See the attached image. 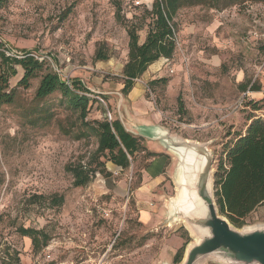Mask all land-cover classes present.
Returning a JSON list of instances; mask_svg holds the SVG:
<instances>
[{
  "label": "rangeland",
  "instance_id": "374dc122",
  "mask_svg": "<svg viewBox=\"0 0 264 264\" xmlns=\"http://www.w3.org/2000/svg\"><path fill=\"white\" fill-rule=\"evenodd\" d=\"M153 1L6 0L0 9V50L18 57L26 51L43 58L62 79L80 80L97 100L86 121L104 117L98 105L112 121L114 104L124 97L119 89L127 32L134 28L138 39L146 35ZM173 26L172 58L159 60L149 77L134 83L142 81L147 102L173 138L206 145L213 175L248 119H264V2L223 11L182 9ZM98 49L108 60L94 59ZM16 70L9 81L13 103L0 106V264H174L181 248L184 258L196 239L182 221H162L158 227L140 222V201L155 198L140 189L151 159L139 153L127 170L97 159L96 139L85 133L78 114L59 94L36 100L39 79L18 87L23 71ZM159 79L166 83L149 86ZM253 84L258 91H249ZM78 166L94 172L85 186L73 183L71 171ZM156 189L154 195L168 197L162 185ZM243 223L236 228L240 232L264 228V206ZM21 228L40 231L46 246L33 249ZM197 264L225 263L204 257Z\"/></svg>",
  "mask_w": 264,
  "mask_h": 264
},
{
  "label": "trees",
  "instance_id": "16d2710c",
  "mask_svg": "<svg viewBox=\"0 0 264 264\" xmlns=\"http://www.w3.org/2000/svg\"><path fill=\"white\" fill-rule=\"evenodd\" d=\"M5 1L0 0V9ZM245 2L263 3L264 0H154L149 12L151 22L147 25L145 41L142 44L138 43L134 28L127 32L129 38L127 62L121 74L123 96L130 92L134 81L143 77L151 65L159 60L172 58L176 46L173 19L178 11L197 7L223 11ZM7 51L10 50L7 48L0 50V106L13 103L14 90L9 89V81L16 76V67H20L23 76L18 82V87L27 88L32 80L39 79L35 91L36 100H44L53 94H59L62 103L78 114V120L86 129L85 133L96 139L97 159L103 157L116 167L127 170L139 153H144L147 160L158 156L147 151L144 139L128 133L119 120L109 121L106 117L107 112L105 114L99 105L98 109L105 118L86 121L97 100L94 92L86 88L80 80L70 78L68 85L57 72L48 69L45 60L39 61L26 51H21L22 55L19 57L16 54L9 56L6 54ZM94 59L99 62L106 61L108 56L98 49ZM156 82L165 84L166 79L153 80L149 82V86ZM247 88V84L241 85L243 92ZM258 90L259 87L255 84L249 88V91ZM100 99L103 100L101 96ZM253 110L259 109L253 107ZM248 122L244 133L227 148L225 159L219 161L213 174V196L218 214L237 229L242 228L247 216L264 206V119L249 118ZM71 173L73 183L78 187L85 186L94 174L82 166L73 169ZM20 233L31 240L33 249L40 250L46 246V240L40 244V231L21 228ZM183 252L182 248L177 251L174 264L181 262Z\"/></svg>",
  "mask_w": 264,
  "mask_h": 264
},
{
  "label": "water",
  "instance_id": "95a60500",
  "mask_svg": "<svg viewBox=\"0 0 264 264\" xmlns=\"http://www.w3.org/2000/svg\"><path fill=\"white\" fill-rule=\"evenodd\" d=\"M158 140L197 158L192 181L180 183L186 204L174 205L171 214V219L182 221L196 239L187 247L182 264H197L204 257L225 264H264V228L240 232L218 214L213 196V157L206 145L171 138L167 131Z\"/></svg>",
  "mask_w": 264,
  "mask_h": 264
},
{
  "label": "crops",
  "instance_id": "0c3cea01",
  "mask_svg": "<svg viewBox=\"0 0 264 264\" xmlns=\"http://www.w3.org/2000/svg\"><path fill=\"white\" fill-rule=\"evenodd\" d=\"M145 37L146 35L139 38L138 43L142 44L145 41ZM163 61L166 62L167 60ZM154 65L155 64L148 68L145 73L147 75L146 78L152 73L151 67ZM141 84L142 81L133 83L130 92L122 97L121 100H117L114 104V108L117 111L116 119L119 120L124 129L133 136L143 138L145 141V147L148 148V151L158 155L151 159L149 165L143 171L142 187L140 189H147L150 194L149 196L155 198L154 202L147 201L146 198L140 201L139 218L140 222L145 226L158 227L159 223H162V221L168 222L170 225H176L175 223L179 221L171 219V214L181 183V170L179 167L181 161L177 156V152L168 147L162 141L158 140V138L162 137L163 133L167 130L161 126L157 114L147 102L144 88ZM122 88L123 86L120 85L119 90H122ZM115 95L118 94L115 93ZM170 137L173 138L171 135ZM160 147L167 148L171 154L163 152ZM171 155L176 159V163H174V159ZM167 158L172 162L168 168L166 167V162L168 161ZM165 173H167V184L166 178H164ZM159 185H162L163 188H166L169 191L167 192L168 197H164V193L162 196L153 194L154 189L159 187ZM156 190L158 191V189ZM184 227L186 231H188L185 225ZM173 230L175 232L177 228H174Z\"/></svg>",
  "mask_w": 264,
  "mask_h": 264
},
{
  "label": "bare ground",
  "instance_id": "6f19581e",
  "mask_svg": "<svg viewBox=\"0 0 264 264\" xmlns=\"http://www.w3.org/2000/svg\"><path fill=\"white\" fill-rule=\"evenodd\" d=\"M174 151L177 152V156L181 161L179 165L181 170V184L183 182H191L197 169V158H195L193 153L187 152L186 150L176 149ZM174 204L177 207L186 204V192L182 188H179ZM186 228L190 231L187 226Z\"/></svg>",
  "mask_w": 264,
  "mask_h": 264
},
{
  "label": "built area",
  "instance_id": "2783aa9c",
  "mask_svg": "<svg viewBox=\"0 0 264 264\" xmlns=\"http://www.w3.org/2000/svg\"><path fill=\"white\" fill-rule=\"evenodd\" d=\"M135 5H138L139 4V2H135L134 3ZM9 55H14V53H12L11 52V54H9ZM31 56H33L35 59H37V60H39V61H41V60H43V58H40V57H37V56H35V55H33V54H30ZM55 72H57L59 75H60V73L57 71V70H54ZM61 76V75H60ZM62 77V76H61ZM64 80L67 82V84L69 85V83H68V78H64ZM99 101L101 102V103H104L103 102V100L102 99H100L99 98ZM106 117H107V119L109 120V121H111V115H110V113L107 111V114H106Z\"/></svg>",
  "mask_w": 264,
  "mask_h": 264
}]
</instances>
